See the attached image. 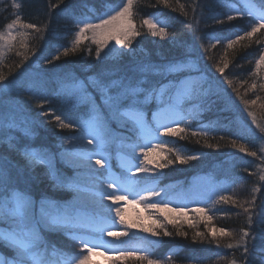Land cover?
<instances>
[{
  "label": "snow or ice",
  "instance_id": "6c2138e0",
  "mask_svg": "<svg viewBox=\"0 0 264 264\" xmlns=\"http://www.w3.org/2000/svg\"><path fill=\"white\" fill-rule=\"evenodd\" d=\"M136 4L137 0H121L119 4L109 7L108 11L99 17H84L76 20L78 31L75 33L72 46L64 48L62 55L67 57L70 53L76 52L82 41L88 39L86 33L91 32L94 34L91 37L92 43L96 45L95 58L101 62V65L98 71L86 78V82L71 73L63 74L57 97L62 106L67 107L61 114L54 115V110L44 107L46 103H49L47 99L36 100L37 107L44 109L38 116H54L59 129H73L79 133V135L67 138L61 137L60 150H54L47 144L36 143L38 129L43 122L29 118L19 104L14 108H8L7 111L0 109V146H6L5 150L8 153L7 156L0 154V248L7 249L10 253L5 254L4 251H0V264H91L93 255L109 251H115L118 259L133 258L141 261V264L144 262L161 264L159 260L149 258L146 253L137 255L135 249L106 247L105 235L119 240L129 235V229L138 227L136 224H126L123 208L119 206L120 202L150 201L145 204V207L155 209L156 213L176 212L180 216L188 214L185 211L187 206H169L170 201L165 199L167 192L162 193L157 188L141 186V181L132 177L137 173L156 174L154 169L148 167L152 163L149 156L162 145L169 143V141L162 140L161 136L173 137L188 131L178 127L179 122L176 120L151 127L145 115V107L155 102L157 113L168 111L182 113L185 105L193 108L200 107L204 97L211 91V83L207 79H201L202 69L189 60L167 64L135 62L129 67L119 63L122 57L135 52L132 47L133 39L141 34L133 22ZM157 4L172 7L171 0H157ZM12 7L19 10L22 4L13 0ZM197 7L199 5L194 2L192 6L193 23L190 25L193 30L191 46L193 54L200 50L207 53L210 48L225 44L226 57V50L234 49L241 41L252 42L255 39L258 43L264 42L260 40V37L264 36V31H262L264 30V0H245L243 11L230 6L224 18H217L215 23L220 25L237 19V16L232 14L233 11H236L241 18H248L247 28L240 33L228 35L213 33L202 37L199 34L201 20L196 16ZM180 10L184 16H188L183 4L180 5ZM200 16H203L202 11ZM121 20H126L127 25L126 27L121 26L120 34L113 32L106 35L110 26ZM144 26H147L153 37L165 39L170 36L167 31L170 25L159 17L144 19L141 27ZM17 27L34 29L36 26L22 23L19 15L13 18L6 25L7 35L0 32V41H6L5 46L9 49L12 42L16 40V35L12 30ZM36 30L39 31V29ZM171 39L173 43H186L176 40L174 35ZM203 39L209 41L208 47L200 43L197 49L196 42ZM110 41H115L111 48L109 47ZM105 49L108 51L105 52ZM121 49L130 51L123 52ZM258 52L254 73L257 76L264 66V48H260ZM101 53L104 55L102 56ZM88 54L92 55L91 49H88ZM60 56V50L57 49L47 62L52 64L53 60H60ZM215 67L216 71L224 76L229 64L225 59L222 64H217ZM193 71L197 75H192ZM177 73H187V75L180 78L174 76ZM169 77L173 78L169 79ZM165 79H167L166 83L163 82ZM5 80L7 77L0 76V92L7 94L11 82L4 83ZM227 83L229 87H233L232 80L228 79ZM89 88L92 91H89ZM256 88L257 84L253 82L251 89ZM259 88L264 90V83H260ZM233 91H236L239 96L237 89L233 88ZM29 94L38 95L40 93L37 90L36 92L30 91ZM240 99L245 105L247 115L251 117L252 123L259 130L256 139L260 144L258 149L260 155L257 151L245 147L244 144H237L236 140L231 141V146L238 149L240 153L255 157L264 163V125L257 120L256 113L249 106V101L244 100L242 96ZM257 100L259 96L250 102L251 105H255ZM82 106L85 110L73 120L69 113ZM155 119L156 113L153 114V120ZM113 124L119 129L137 133L144 142L125 145L121 133L113 130ZM212 131L214 129L211 125L207 127L202 125L199 130H192L190 135L207 137ZM248 131L250 132L251 129ZM185 138V136H180L181 140ZM85 143L91 147H84ZM113 143H117L120 149L125 147L130 149L131 158L122 162L120 174L112 171L109 149ZM207 147L211 148L212 145L207 144ZM137 150H139V156L136 155ZM168 151L174 152L173 158L168 159L165 164L158 165L159 168L167 167L168 164L177 161L185 164L198 159L196 154L182 155L180 151L173 148H169ZM60 165H68L77 169L76 176L65 177ZM95 165H99L103 171L97 169ZM80 169L86 171L81 172ZM260 173L258 181L264 182V168H260ZM40 178L47 179L51 187L58 190L65 187L74 188L77 192L76 199L88 201L96 215L84 217L76 210L74 204H60L48 197L34 199L28 192L17 187L21 180L35 182ZM261 188H264V183H261L259 187H253V198L247 207L226 195H219L213 201V204H231L241 208L244 213L248 214V226L251 227L253 223L259 226V238L247 230H242L238 240L233 232L222 227H208V233L213 238L209 243L214 241L217 247H220L216 239L217 233L236 240L235 243H227L226 247L242 249V264H252L248 256L257 248L264 253V200L261 201L259 211H256V193H259ZM152 197H160V199H152ZM108 201L111 203H107ZM193 211L197 215L203 213L208 221L212 219L204 207H197ZM113 214L114 218H119V224L124 225L122 230L117 231V225L112 220L104 219L103 223L100 222L103 218H113ZM154 222L157 221L154 220ZM142 230L153 237L172 235L163 224L159 230L153 228ZM46 231H63L66 235L70 233L69 238L79 244L80 252L67 254L57 249L55 245H50L43 236ZM178 234L187 236L185 232ZM196 237L207 239L202 232H196ZM249 239L253 241L251 249ZM158 242L159 240L150 241V243ZM101 248L104 252L98 251ZM231 264H236V261L233 260ZM259 264H264V258L260 259Z\"/></svg>",
  "mask_w": 264,
  "mask_h": 264
},
{
  "label": "trees",
  "instance_id": "16d2710c",
  "mask_svg": "<svg viewBox=\"0 0 264 264\" xmlns=\"http://www.w3.org/2000/svg\"><path fill=\"white\" fill-rule=\"evenodd\" d=\"M15 2L22 4L19 10L12 7L13 0H0V32L7 35L6 25L17 15H19L22 23H30L36 27L34 29H21L19 27L13 29L16 40L12 42L10 49L5 46L6 41H0V76L7 77L4 83L11 82L10 86L31 77L32 83L43 91L41 99L45 97L49 101L44 107L54 110V115L61 114L67 107L66 105L62 106L57 97L63 74L71 73L86 82V78L98 71L101 65V62L95 58L96 46L90 44L89 41L88 43L82 41L79 49L70 53L69 56L62 55L64 48L72 46L75 33L78 31L76 20L84 17H99L106 13L109 7L119 4L121 0H63V3L61 0H15ZM194 2L199 5L196 16L201 20L199 34L202 37L205 34L213 33L222 35L240 33L248 27V18H241L236 11L232 12L233 15L237 16L236 20L226 21L224 25L215 23L217 18L225 17L230 6L243 11L244 0H179V2L171 0V8L157 4V0H137L133 22L141 34L133 39L132 47L135 52L122 57L119 63L129 67L135 62L167 64L189 60L202 69L201 76L211 83L209 97L202 105L197 108H186L184 111V116L189 121L185 127L188 131L172 137H178L177 141L174 142L176 143V150L180 151L182 155L196 154L198 159L188 161L185 164H180L178 161L168 164L166 171L154 167L155 175L150 172V176L146 177L147 175L142 173L143 176L141 175L139 180L144 187L150 184L159 188L165 186L178 187L192 179L212 173L216 179L224 181L225 186H228L227 196H231L239 204H245L247 207L253 198V187H259L261 183H264L258 181V176L261 174L260 168H264V163L255 157L240 153L238 149L231 146V141L236 140L237 144H244L245 147L257 151V154L260 155L258 150L260 144L256 139L259 130L252 123L251 117L247 115L245 105L240 97L242 96L244 100L249 101L252 111L260 110L258 113L253 112L256 113L257 120L264 125V107H261L264 105V90L259 88V84L264 83V66H262L258 76L254 74L256 71L255 59L259 55L258 50L264 48V42L258 43L255 39L252 42L241 41L234 49L226 50V57L225 44H218L215 48H210L207 53L200 50L193 54L191 51L193 30L190 25L193 23L192 6ZM181 4L184 5V10L188 12L187 17L181 13ZM173 8L176 10L173 11ZM201 11L203 12L202 17L200 16ZM154 16L166 20L170 25L167 29L170 34L169 38L153 37L147 26L141 27L144 19H150ZM173 35L176 40L186 43H173L171 39ZM260 40L264 41V36H261ZM200 43L208 47L209 41L203 39L196 42L197 49ZM57 49L61 53L60 60H53L52 64H49L48 59L56 53ZM88 49L92 50V55L88 54ZM104 51L107 52L108 49ZM121 51L129 52L130 50L121 49ZM101 55L103 56L104 53ZM225 59L229 67L225 70L224 76H221L216 71L215 66L222 64ZM193 74L196 73L193 72ZM185 75L187 73L174 74L180 78ZM228 79L232 80L233 87H229ZM253 82L257 84L255 90L251 89ZM233 88L238 90L239 96L236 91H233ZM89 91L92 89L89 88ZM93 95L96 94L93 93ZM257 96H259V100L255 105H251L250 102ZM23 103L26 106L23 108L24 112L29 118L43 122L38 129L36 143L47 144L54 150H60L61 137L67 138L79 134L73 129H59L54 121V116H38L44 109L37 107L35 101H30L26 97ZM97 103H99V99H97ZM17 104L14 102L15 106ZM14 107L8 106L5 97L0 98V109L7 111L8 108ZM84 110L82 106L71 111L69 115L75 120ZM150 110L152 109L150 108ZM150 110L146 109L145 111L147 118H150ZM202 125L205 127L211 125L214 131L207 137L190 135L192 130H199ZM112 128L121 133L125 144L142 142L139 135L133 131L119 129L115 124L112 125ZM249 129H251L250 132ZM180 136L186 138L181 140ZM170 138L164 137L163 140L167 141ZM114 144L111 145L109 152L112 169L118 172L116 167L117 154L113 151L115 150L113 149ZM207 144H211L212 147H207ZM65 146L68 147V145ZM5 149L6 146H0V154L7 156L8 153ZM173 155L166 157L165 162L167 163L168 159H172ZM59 167L63 175L73 177V168L68 165H60ZM17 187L28 192L34 199L48 197L57 202L60 199H73L75 196L74 189L58 190L52 188L50 182L44 178L35 182L21 180ZM262 200H264V188L256 193V211H259ZM87 212L96 215L93 211ZM189 212L190 215L187 214L182 219L164 225L172 233L171 236H134V234L129 233L128 236L132 238L125 239L127 243L123 246L127 249H133L140 245L147 246L148 252L145 253L149 258L159 260L161 264H231L233 260L236 261V264H242V249H229L226 244L235 243L242 230H247L259 238V226L253 223L249 227L247 224L248 214L231 204L220 203L217 207L209 208L206 212L212 217L211 221H208L203 213L197 215L194 211ZM113 221L118 223L119 218H114ZM209 226L222 227L233 232L236 235V240L231 237L220 236L217 233L216 239L219 241L220 247H217L214 241L209 243L213 239L208 233ZM179 232H185L187 236L179 235ZM196 232L204 233L207 239L196 237ZM69 235L63 231H46L43 233L50 245H55L64 253H79V244L71 240ZM111 239L114 238L111 237ZM156 240L159 242L150 243V241ZM252 244L253 241L249 239L250 249ZM0 251L8 254L7 249L0 248ZM136 254L143 255L137 252ZM261 258H264V253L259 248L248 256V260L252 264H259ZM111 260L114 261L115 259ZM117 260L118 264H141V261L133 258ZM92 262L93 259H91Z\"/></svg>",
  "mask_w": 264,
  "mask_h": 264
},
{
  "label": "rangeland",
  "instance_id": "374dc122",
  "mask_svg": "<svg viewBox=\"0 0 264 264\" xmlns=\"http://www.w3.org/2000/svg\"><path fill=\"white\" fill-rule=\"evenodd\" d=\"M244 3H245V0H244ZM126 25H127L126 20L118 21V22H116V24L110 26V28L106 31V35H110L113 32H115L116 34H120L121 26L126 27ZM93 35L94 34L91 32L86 33V36L88 37V39H85L84 42L88 43V41H89L90 44H93L92 40H91V37ZM97 38H99V37H97ZM113 44H115V41H110L109 47H111ZM93 45H95V44H93ZM193 72H195V71H193ZM193 72H192V75H196V74H193ZM177 74H182V73H177ZM171 78H173V77H169V79H171ZM201 79H205V78L201 76ZM32 81H33V79L31 77L25 78L23 81H20V82L16 83L15 85L10 86L7 94L0 92V98L5 97V100L8 102V106H11V107H14L15 106L14 102H17L22 108H26V106L23 103L24 100L26 99V97L30 101H35V103H36V100L42 98L43 91L40 88L36 87L35 84L32 83ZM163 82L166 83L167 79H165ZM37 90H39L40 94H38V95H30L29 94L30 91L36 92ZM11 96L15 97L16 99L12 98ZM208 97H209V95L205 96L203 99V102ZM44 99H45V97H44ZM145 108L148 110H150V108L152 109V110H150V116H149L150 118H147L151 127H155L157 124H166L167 123V122L162 121V120H157V121L153 120V114L154 113H156V119H159L160 117L163 116V114L166 115L168 113V112L157 113V106H156L155 102L147 105ZM186 108L190 109V108H192V106L185 105V110H186ZM146 109H145V111H146ZM184 111L182 113H179L180 114V116L178 118L179 120H176L179 122L178 127H182V128H185L187 126V123L189 122L188 120H186L187 118L184 116L185 115ZM164 137L165 136H161V139L163 140ZM177 139H178V137H176V138L171 137L170 140H167V141H169L168 144L162 145L160 149H157L155 152L152 153V155L149 156V160L152 161V163L148 165V167L150 169H154V167H157L158 169H163L166 171V167L159 168L158 165L165 164L166 163L165 162L166 157H168L171 154H174V152L170 153L168 151V149L173 148L176 150V147H175L176 143H174V142L177 141ZM143 142H140V143H143ZM131 143H133V142H131ZM131 143H126V144L124 143V144L127 145V144H131ZM84 147L90 148L91 145H87L85 143ZM113 149H115V150H113L115 152V154L119 155V161L116 164L118 166L119 172H116L113 169H112V171H114L117 174H120V172L122 171L121 164H122V162H124L123 160L131 158L130 149H128L126 147L123 149H120L117 143L114 144ZM109 154H110V152H109ZM136 155L137 156L140 155L139 150H137ZM110 158H111V154H110ZM69 167H71V166H69ZM95 167L97 169H99L100 171H103V169H101L99 165H95ZM71 168H73V167H71ZM79 171L85 172L86 170L80 169ZM76 172H77V169L73 168V177L76 176ZM141 175L143 176L142 173H137L132 178L133 179H139L141 177ZM145 175H147L146 177H149L150 172L145 173ZM64 176L67 177L66 175H64ZM81 178H83V177H81ZM142 185H143V183H141V186ZM147 187L157 188V189L161 190L162 193L167 192L168 195L165 197V199L170 201L169 206L170 207L187 206V207H185V211L189 215L191 214L189 211H193V209H195L197 207H204L205 211H207L209 208L217 207V205H219V204H213V201L215 199H217L219 195H226V196L228 195V189H227L228 186L227 185L225 186L224 181L216 179V177L212 173H208V174H205V175L200 176L198 178L192 179V180H190V182L188 181L185 184H182L178 187L165 186L163 188H159L158 186H156L154 184L147 185ZM63 189L73 190L74 188L65 187ZM74 191H75V189H74ZM76 197H77V192L75 191V196L73 199H60L57 202L60 204H74L76 207V210L78 212H80L81 214L83 213L82 210L93 211V209H92V207L88 201L77 200ZM152 199H160V197H152ZM129 200H131V197H129ZM149 202L150 201H145V202H141V203H136V202H130L129 203L127 201L120 202L119 206H121L123 208L124 220H125L126 224L138 225V227L129 229V233L134 234V236H144V235H150L151 236L150 233L144 232L142 229L143 228H153V229L159 230L161 224H163V226L167 225L168 223L171 224L172 222H175L176 220L182 219L185 217V216L178 215L176 212H165L162 214L156 213L155 209H149V208L145 207V204L149 203ZM107 203H111V201H108ZM113 206L115 207L116 205H113ZM82 215L84 217H88L85 214H82ZM165 217H167V219H165ZM113 218H114V214H113ZM154 220L157 222H154ZM103 221L104 220H101L100 222L103 223ZM164 223H166V224H164ZM123 228H124V225H119V221H118V226L116 227V230L119 231V230H122ZM131 238H132L131 236H127V237H121L119 240H116V239H111V237H109L107 235L104 236V240L107 241L106 247L109 249L126 248L123 246L126 244L125 239H131ZM147 248H148L147 246H141L140 245L138 247L136 246L133 249H135V251L138 254H143L145 252H148ZM98 251L104 252L103 248L99 249ZM8 254H10V253H8ZM116 258L118 259V254L115 251L104 252V254H95L92 256L93 262L91 264H118V260ZM111 259H115V260L112 261ZM119 260H121V259H119Z\"/></svg>",
  "mask_w": 264,
  "mask_h": 264
},
{
  "label": "bare ground",
  "instance_id": "6f19581e",
  "mask_svg": "<svg viewBox=\"0 0 264 264\" xmlns=\"http://www.w3.org/2000/svg\"><path fill=\"white\" fill-rule=\"evenodd\" d=\"M253 111H255V112H257V113H258V111L260 112V110H257V111H256V110H253Z\"/></svg>",
  "mask_w": 264,
  "mask_h": 264
}]
</instances>
